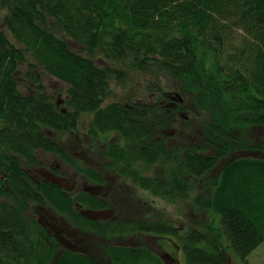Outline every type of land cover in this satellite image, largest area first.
<instances>
[{
  "label": "trees",
  "instance_id": "trees-1",
  "mask_svg": "<svg viewBox=\"0 0 264 264\" xmlns=\"http://www.w3.org/2000/svg\"><path fill=\"white\" fill-rule=\"evenodd\" d=\"M0 5L8 10L3 24L15 40L0 31V264H95L70 252L57 260L33 218L40 206L79 218L73 195L33 178L31 171L42 166L40 152L56 154L100 180L97 170L74 162L57 138L78 136L86 115L90 145L105 141L110 165L126 177L139 167L125 162L148 167L173 156L165 135L150 139L153 132L172 130L176 110L105 104L111 81L125 74L116 63L149 72L157 82L173 81L201 120L202 144L185 147L183 172L173 175L171 169V187H158L157 180L153 186L156 198L186 203L205 214L204 222L181 231L154 216L151 223L127 220L128 231L175 236L186 264H230V256L244 262L264 242V136L259 134L264 0H0ZM28 54L34 65L23 77L32 93L24 94L16 76ZM43 73L67 86L66 108L46 90ZM111 134L119 140L109 142ZM253 150L258 156L238 154ZM228 154L237 155L207 178ZM202 179L209 193L201 195ZM141 180L149 186L147 178ZM117 227L110 224L106 232L111 236ZM111 255L117 264H160L147 248H112Z\"/></svg>",
  "mask_w": 264,
  "mask_h": 264
},
{
  "label": "rangeland",
  "instance_id": "rangeland-1",
  "mask_svg": "<svg viewBox=\"0 0 264 264\" xmlns=\"http://www.w3.org/2000/svg\"><path fill=\"white\" fill-rule=\"evenodd\" d=\"M8 15V10L3 9L0 5V31L5 33L9 38L10 41L15 44V40L12 36V34L8 31V29L4 26L3 21L5 17ZM34 60L31 57L30 54L27 55V61L25 62V65L21 67V69H18L19 72H17V81L19 82L20 90L24 94L32 93L31 86L26 82V79L23 77V73L26 71V68L30 65H34ZM107 63V62H106ZM101 64H104V62L101 61ZM114 67H116L119 70H124L125 74H123L122 80H112L111 81V90L112 93L107 95V99L105 104H109L112 102H123V103H129L134 104L137 100L145 101L147 103H152L153 101H159L161 99H164L163 97L156 98L155 96L158 95V92L161 94L163 91L167 92H174L173 90H178L177 87L174 86L173 81L167 82L166 79H164L165 82L156 81L154 78L150 77L149 72H140L137 73L134 70L130 69L131 67H127L123 65L122 63H116L113 64ZM42 82L45 86L46 90L51 94H56L55 101L58 103L59 107L66 108L65 100L67 99L66 89L67 86L63 84L62 82L58 81L55 78H52L51 76H48L46 74H42ZM147 85H151L149 89H147ZM175 90V91H176ZM179 93V92H178ZM144 103V102H143ZM145 104V103H144ZM147 105V104H145ZM180 110L178 114L175 115V123L170 127L172 128L171 131L166 130L167 133H158L153 132L152 137L150 140H153L154 138H161L163 135L166 137V142L169 144L167 148L169 149L170 156L169 158L160 160L154 167V183L157 180L159 183L158 187L164 188L169 186H172V170L175 175L176 173L183 172V160L185 157V147L189 145V143H198V146H201V120L198 118L197 113H193L192 105H190V101L184 102L180 106ZM181 114V115H180ZM89 115H86L81 120L82 124L79 125V135H60L58 136V141L63 146L66 153L70 155V157L73 159L74 162L84 166V167H91L95 170L106 173V167L105 164V147L103 145L94 146V144L90 145V140L88 137H85L86 133V123H89ZM149 122L147 123L149 130L151 131L153 129V123H155V118L153 116H150ZM84 134V135H83ZM260 136H264V131L261 130L259 133ZM264 142V138H263ZM105 143V141H103ZM89 147L95 149V152H93L92 149L89 150ZM263 149V148H262ZM210 155L213 152V149L210 148ZM255 151V152H254ZM257 150L249 151V152H240L241 156H251L255 157L258 156ZM134 152V150H133ZM213 154V153H212ZM237 154H228V156L221 160L219 163V166L210 173L207 178H211L214 175H218L220 173L222 165L224 163L229 162L232 160ZM263 155V153H262ZM40 159H43L46 163H56L62 166L64 170L65 175H72L75 176L77 173H81L76 167L71 166L69 164L64 163L61 159H59L57 156H54L52 154H40ZM137 170V169H135ZM126 172V170H125ZM118 173L112 171V173L109 174V177L112 175H116ZM142 174V173H141ZM145 175H149V172H146ZM141 180V179H140ZM83 181L79 180V183ZM203 182V183H201ZM205 179H202L199 183V185L202 187L201 195L203 193H209L208 188H203ZM79 183H77L79 185ZM163 185V186H162ZM156 187V184L153 188ZM76 190H73V195H76ZM125 191H134L133 186L129 183L127 186L124 187ZM194 198L195 196L192 195ZM119 208L117 212V218L116 220L122 221V220H138L142 219V221H147L146 218L150 217L151 215H154L156 218L161 217L164 222L171 224L175 228H180L181 231L186 230L188 227L193 226V223L202 224L204 222V219L206 218L204 213L195 212L193 207L183 203L180 205V202H171L167 199H159L154 197L148 192L145 193H138V196L133 199H123L119 200ZM114 209L115 207L112 206ZM132 207V208H131ZM193 209V210H192ZM144 214H143V212ZM33 212L36 213V210L33 209ZM36 221L38 219L37 216L33 217ZM155 218V220H156ZM201 228V227H200ZM111 234V233H110ZM154 234V233H152ZM155 235V234H154ZM164 237H169L170 239H163L159 240V237H153V241H155V248L157 247L159 243L164 242L163 245H166L168 242L171 243V247H168V251L171 252L172 258L177 259L178 262L172 263V264H186L185 260V254L183 251V245L182 241L176 238L173 235H163ZM128 239H133L134 236L127 237ZM148 237H143V239ZM107 238L105 236L99 235L97 233L88 235L86 241L87 243H91V251L94 255V258L97 259L100 264H108L107 256L105 254V246L107 244ZM114 242L113 239L110 240L109 243ZM121 242V241H119ZM179 246V250L177 249L176 245ZM153 252V251H152ZM156 258L159 260L160 264H162V261L157 253L153 252ZM149 264H155L156 262H148ZM110 264V262H109ZM230 264H264V242L260 244L243 262L239 260V258L230 256Z\"/></svg>",
  "mask_w": 264,
  "mask_h": 264
},
{
  "label": "flooded vegetation",
  "instance_id": "flooded-vegetation-1",
  "mask_svg": "<svg viewBox=\"0 0 264 264\" xmlns=\"http://www.w3.org/2000/svg\"><path fill=\"white\" fill-rule=\"evenodd\" d=\"M173 91L174 92L167 93L163 91L161 94L156 95V98H164L158 102L153 101L152 103H147L145 101L137 100L134 102V104H148L151 107H166L176 110L175 112L178 114L180 105L183 104V102H176L174 100V98L177 97V92L175 90ZM165 133H167V131H165ZM110 138L111 139L109 142H112L113 139L116 138V134H111ZM117 140L119 139L116 138L115 141ZM100 144L104 146L103 141H100ZM104 147L106 150V145ZM93 152L95 151L93 150ZM40 154L51 153L40 152L39 155ZM52 155L57 156L56 154ZM41 161L42 166L35 167L31 171L32 176L36 181L52 183L49 181H52L55 175L59 178H65L66 181L64 184L73 188L71 191L63 188L68 194L73 195V190L77 189L76 195H73V200H77V202H74V207L76 213L79 215V218L76 215L66 218L60 214H57L51 208L42 206L36 208V213L33 212V216L38 217L37 223L43 228V230L46 231L48 238L47 241L55 249V256L57 257V260L64 257L67 252H70L72 254L83 255L84 257L92 258L95 264H100V262L94 258V255L91 251V243L89 244L86 241L88 235L97 233L107 238L105 254H108V264L109 262L110 264H117L111 255L112 248H147L158 254L162 264H172L178 262L176 257L171 260L172 255L171 252L168 251V247H171V243L173 244V242H168L166 245H163L166 241L165 240L158 244L157 247L159 248H155V241L152 240L154 236L159 237V240H169V237H164L162 235L156 236L152 233L145 232L134 234L131 231H128L129 228L124 226L127 223V219L122 221L116 220L119 218L117 216L120 203L119 200L133 199L138 196L139 192H148L155 197V188H153L155 174L153 172L151 175L150 172L153 171L156 164L153 163L147 167L141 161L125 162V164H129L130 166L133 164L134 167H139V169L135 171L134 175H130L129 173V177H126L119 173L117 169L113 168L114 166L110 165L113 161H109L105 156V164L107 165L106 173H101L98 171L100 174V180L94 181L92 178L87 177L79 172L75 176L65 175L61 165L56 163L48 164L43 159H41ZM112 171L118 174L109 177V174L112 173ZM146 172H149V175H145ZM81 178L83 181L79 183ZM141 178L148 179V187L142 185V180H140ZM134 179H136V182ZM139 181L141 185H139ZM77 183H79V185ZM129 183L133 186L134 191L124 190V187ZM112 206H114L115 209ZM146 220L149 223L153 222L154 215L146 218ZM107 224H111V227L118 226L117 230L111 233V236L108 235L109 230L106 232V228L109 227ZM96 228L98 230H96ZM103 229H105V232H103ZM130 236H134V238L128 239L127 237ZM143 237L148 238L143 239ZM111 239H113L114 242L109 243ZM176 247L179 250V246L176 245Z\"/></svg>",
  "mask_w": 264,
  "mask_h": 264
},
{
  "label": "water",
  "instance_id": "water-1",
  "mask_svg": "<svg viewBox=\"0 0 264 264\" xmlns=\"http://www.w3.org/2000/svg\"><path fill=\"white\" fill-rule=\"evenodd\" d=\"M176 96L177 97L174 98V100L176 102H183V98H182V96L180 94H177ZM65 181H66L65 178H59V177H57V176L54 175L53 180L52 181H49V182H52V183L58 185L61 188H65L66 190L71 191L73 188L66 186L64 184Z\"/></svg>",
  "mask_w": 264,
  "mask_h": 264
},
{
  "label": "clouds",
  "instance_id": "clouds-1",
  "mask_svg": "<svg viewBox=\"0 0 264 264\" xmlns=\"http://www.w3.org/2000/svg\"><path fill=\"white\" fill-rule=\"evenodd\" d=\"M183 98V97H182ZM184 101V100H183Z\"/></svg>",
  "mask_w": 264,
  "mask_h": 264
}]
</instances>
